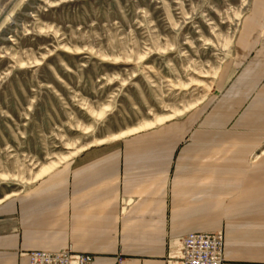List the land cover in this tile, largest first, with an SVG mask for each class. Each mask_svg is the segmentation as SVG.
I'll list each match as a JSON object with an SVG mask.
<instances>
[{
    "label": "crops",
    "instance_id": "crops-1",
    "mask_svg": "<svg viewBox=\"0 0 264 264\" xmlns=\"http://www.w3.org/2000/svg\"><path fill=\"white\" fill-rule=\"evenodd\" d=\"M224 72L207 105L0 200V264L70 245L93 264H166L171 242L216 231L224 264H264V0H252Z\"/></svg>",
    "mask_w": 264,
    "mask_h": 264
},
{
    "label": "rangeland",
    "instance_id": "rangeland-1",
    "mask_svg": "<svg viewBox=\"0 0 264 264\" xmlns=\"http://www.w3.org/2000/svg\"><path fill=\"white\" fill-rule=\"evenodd\" d=\"M251 3L0 0V200L99 141L207 105Z\"/></svg>",
    "mask_w": 264,
    "mask_h": 264
},
{
    "label": "built area",
    "instance_id": "built-area-1",
    "mask_svg": "<svg viewBox=\"0 0 264 264\" xmlns=\"http://www.w3.org/2000/svg\"><path fill=\"white\" fill-rule=\"evenodd\" d=\"M30 264H93L92 255L77 253L70 246L62 251H30ZM223 231L195 233L169 244L166 264H224ZM116 264H124L119 257Z\"/></svg>",
    "mask_w": 264,
    "mask_h": 264
},
{
    "label": "bare ground",
    "instance_id": "bare-ground-1",
    "mask_svg": "<svg viewBox=\"0 0 264 264\" xmlns=\"http://www.w3.org/2000/svg\"><path fill=\"white\" fill-rule=\"evenodd\" d=\"M200 104V103H199ZM198 104H195L189 108L186 109V111H178L173 114V115H169V116H164V117H158L156 119V121L154 122H146L144 125L140 126L139 128H136L134 130H131L129 131L128 133H121L119 135H116V136H113L112 138H110L108 141H111V140H116V139H119L129 133H133V132H136V131H139V130H142V129H146V128H150V127H153L155 124H161V123H164V122H167V121H170L172 119H175L177 116H181V115H184L185 112L193 109L194 107H196ZM106 140H102V141H99L98 144H103V143H106L105 142ZM58 167V163H54V164H51L49 166H45L44 168H42V170L40 171V173L37 175V180L41 179L42 177H44L45 175L49 174L50 172H52L53 170H55L56 168ZM5 177V175H1V177ZM14 195V194H13ZM13 195H9V196H6V198H9Z\"/></svg>",
    "mask_w": 264,
    "mask_h": 264
}]
</instances>
